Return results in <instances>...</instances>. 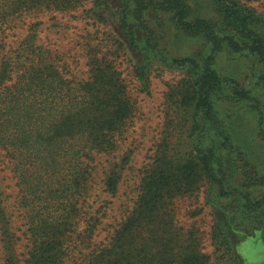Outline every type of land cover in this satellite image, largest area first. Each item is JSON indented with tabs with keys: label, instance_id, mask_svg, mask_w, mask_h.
Listing matches in <instances>:
<instances>
[{
	"label": "trees",
	"instance_id": "1",
	"mask_svg": "<svg viewBox=\"0 0 264 264\" xmlns=\"http://www.w3.org/2000/svg\"><path fill=\"white\" fill-rule=\"evenodd\" d=\"M88 2L83 13L111 26L144 92L154 67L181 76L132 205L113 223L128 161L114 154L135 115L121 73L95 45L88 78L76 77L45 29L16 26ZM175 32L204 47L174 55ZM222 52L250 60L251 88L219 72ZM0 152L21 218L18 227L0 184V264H245L241 240L264 238V0H0ZM200 194L212 209V256L203 231L179 221V203Z\"/></svg>",
	"mask_w": 264,
	"mask_h": 264
},
{
	"label": "rangeland",
	"instance_id": "2",
	"mask_svg": "<svg viewBox=\"0 0 264 264\" xmlns=\"http://www.w3.org/2000/svg\"><path fill=\"white\" fill-rule=\"evenodd\" d=\"M205 3L206 0H201ZM92 7V2L86 3L71 11H45L25 16L19 21L17 27H29L38 24L45 29V34L53 45L52 48L67 57L71 71L76 77L87 79L89 76L88 51L90 47L99 45L108 59L114 62L128 88L129 95L135 105L134 117L128 123L123 137L118 141L115 156L118 160L128 155V161L123 171V179L119 184V193L112 199L113 206L105 223L118 220L121 204L132 205L135 189L140 183L141 171L150 162L159 142L165 122L166 95L169 89L181 76L177 72L154 67L150 74L149 86L146 92L142 90V83L135 73L133 64L124 50L117 51L115 36L111 26L102 24L95 19L87 18L83 13ZM205 10L204 15H208ZM207 13V14H206ZM168 49L176 56H188L202 50V39L181 35L178 32L170 35L167 42ZM125 53V54H124ZM217 69L225 77L238 80L247 88H251V62L242 55L229 52L219 53L217 56ZM261 97V94L256 93ZM104 159L106 157H103ZM102 159V160H104ZM263 160L262 156L258 161ZM101 172H98L100 174ZM9 159L0 152V184L7 198V207L12 214L15 225L21 227V218L18 216L17 195L18 188L13 177ZM179 221L183 224H195L204 233L205 252L212 256L214 248L211 243V228L213 225L212 209L206 204L204 195L196 199H185L179 203ZM101 239V238H100ZM26 241H23L25 244ZM238 251L245 264H264V238L263 233L256 231L238 245Z\"/></svg>",
	"mask_w": 264,
	"mask_h": 264
}]
</instances>
